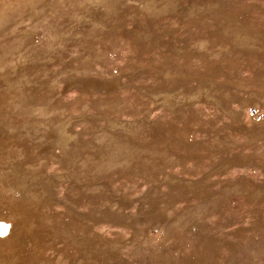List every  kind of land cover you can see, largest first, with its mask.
Returning <instances> with one entry per match:
<instances>
[{
    "label": "rangeland",
    "instance_id": "obj_1",
    "mask_svg": "<svg viewBox=\"0 0 264 264\" xmlns=\"http://www.w3.org/2000/svg\"><path fill=\"white\" fill-rule=\"evenodd\" d=\"M0 264H264V0H0Z\"/></svg>",
    "mask_w": 264,
    "mask_h": 264
}]
</instances>
